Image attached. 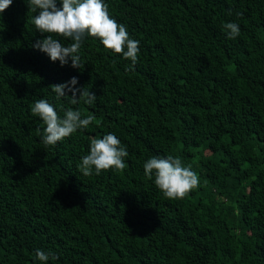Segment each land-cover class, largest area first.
I'll use <instances>...</instances> for the list:
<instances>
[{
	"label": "trees",
	"instance_id": "16d2710c",
	"mask_svg": "<svg viewBox=\"0 0 264 264\" xmlns=\"http://www.w3.org/2000/svg\"><path fill=\"white\" fill-rule=\"evenodd\" d=\"M104 3L139 41L134 70L91 36L81 68L61 66L33 47L48 33L28 0L0 13V264H42L37 249L58 257L47 264H264V0ZM72 77L92 105L56 99L51 85ZM39 99L95 119L45 146ZM108 133L126 146L124 169L84 176L91 140ZM168 155L198 175L182 199L144 175Z\"/></svg>",
	"mask_w": 264,
	"mask_h": 264
},
{
	"label": "clouds",
	"instance_id": "9594fccd",
	"mask_svg": "<svg viewBox=\"0 0 264 264\" xmlns=\"http://www.w3.org/2000/svg\"><path fill=\"white\" fill-rule=\"evenodd\" d=\"M12 2L0 0V13ZM61 3L62 7H57L56 0H28L29 9L38 13L32 18L36 30L48 33L33 44L34 48L46 53L52 62L59 61L61 66L67 65L70 60L73 68H81L78 53L85 37L91 36L97 38L106 50L122 54L124 59L130 60L131 65L126 66V70H134L139 41L130 39L126 26L109 16L104 0H61ZM223 29L229 39L240 35L239 25L234 22L224 23ZM53 34L71 43L65 45ZM77 83V77H72L68 82L51 85V89L57 100L65 98L71 105L81 102L92 105L97 99L95 93L86 87H75ZM30 109L45 125L41 135V142L45 146H54L78 129L87 128L95 119L94 115L81 118L80 110L71 107L64 110L63 117H60L53 105L44 99L36 100ZM128 155L126 146L121 144L115 134L108 133L103 138L91 140L89 154L82 158L78 168L84 176L92 175L93 170L95 175L108 169L122 171L125 167L124 158ZM143 169L146 178L152 180L154 177L155 186L167 199H182L199 184L198 175L191 167L183 166L181 159L172 155L166 158L153 156L143 164ZM35 256L42 264H47L50 258H58L51 251L40 249L36 250Z\"/></svg>",
	"mask_w": 264,
	"mask_h": 264
}]
</instances>
